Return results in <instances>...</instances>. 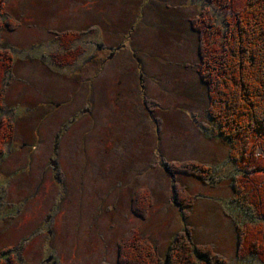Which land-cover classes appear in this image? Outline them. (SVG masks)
<instances>
[{"label": "rangeland", "instance_id": "rangeland-1", "mask_svg": "<svg viewBox=\"0 0 264 264\" xmlns=\"http://www.w3.org/2000/svg\"><path fill=\"white\" fill-rule=\"evenodd\" d=\"M214 2L2 0L0 18L19 25L0 30V50L14 59L0 121L15 130L0 156V264H120V241L133 231L160 264H170L177 234L194 244L197 264H264L235 250L236 224L259 215L254 206L246 216L240 199L252 202L233 192L232 179L246 174L213 135L193 68L210 45L187 18L203 12L222 27ZM67 32L79 37L64 44ZM187 161L212 171L202 180L190 165L177 169ZM138 191L150 196L143 217Z\"/></svg>", "mask_w": 264, "mask_h": 264}, {"label": "trees", "instance_id": "trees-1", "mask_svg": "<svg viewBox=\"0 0 264 264\" xmlns=\"http://www.w3.org/2000/svg\"><path fill=\"white\" fill-rule=\"evenodd\" d=\"M213 1L218 12L225 13L222 27L212 24L211 22L215 23L214 19L205 16L203 12L201 13L203 15L187 18L190 28L198 37H205L210 45L205 48L203 54H198L199 60L193 68L205 90V111L214 129L213 135L229 143V159L236 168L246 174L245 177L242 172L241 177L232 179L233 192L237 200L245 196L252 202L251 206L241 199V203L238 200L246 216L250 215L252 219L253 209L250 207L254 206L260 216L251 224H236L237 255H250L252 259L257 258L262 262L264 260V182L256 180V177L264 176V153H257V149L264 144V0ZM2 8V0H0V17ZM18 25L17 20L11 17L0 18V30L13 29ZM74 36L71 32L63 34L64 44L70 38H78L79 34L76 33ZM66 61L67 57H64L59 63L65 66ZM68 62L72 61L69 59ZM13 63L12 54L7 50H0V108L4 102L6 74L9 73ZM14 134L13 123L0 121V156L3 154L4 145L13 139ZM187 162L177 169L185 170L184 166L190 165V175L202 180L205 176L202 174L204 171H212L202 163ZM250 171L251 174H248ZM144 192L138 191L132 198L133 205H137L134 206L136 214L142 217L150 204V196ZM189 197L184 189L178 191L177 204L182 208L185 216L189 215L192 205ZM250 210L251 212L248 213ZM177 235L176 241L167 252L171 257L170 264H174L172 253L174 255L179 253L178 256H182V264H197L191 257L194 244L187 239L181 243L182 237ZM120 242V264L161 263V257L156 253L155 248L151 244L147 245L148 242L137 235L136 231L125 236ZM215 262L227 264L220 256Z\"/></svg>", "mask_w": 264, "mask_h": 264}, {"label": "flooded vegetation", "instance_id": "flooded-vegetation-1", "mask_svg": "<svg viewBox=\"0 0 264 264\" xmlns=\"http://www.w3.org/2000/svg\"><path fill=\"white\" fill-rule=\"evenodd\" d=\"M4 45H5V47H6V44H3V46H4ZM3 46H1V47H3ZM96 48H97V51L104 49L103 46H98V45L96 46ZM115 53H116L115 51L111 50V53H110L109 55H113V54H115ZM89 58H91V59L94 58V55H92V56L89 57ZM65 66H66V65H65ZM65 66H60V67H65ZM55 149H56V143L54 144V150H55ZM50 162H52V163H51L52 166H55V165H56V163H55V161H53V159H51ZM235 250H236V249H235Z\"/></svg>", "mask_w": 264, "mask_h": 264}, {"label": "water", "instance_id": "water-1", "mask_svg": "<svg viewBox=\"0 0 264 264\" xmlns=\"http://www.w3.org/2000/svg\"><path fill=\"white\" fill-rule=\"evenodd\" d=\"M3 47H5V45H4ZM198 258H199L200 260L207 261V260H206L207 258H206L205 256H199ZM205 258H206V259H205ZM49 259H51V257H50Z\"/></svg>", "mask_w": 264, "mask_h": 264}, {"label": "crops", "instance_id": "crops-1", "mask_svg": "<svg viewBox=\"0 0 264 264\" xmlns=\"http://www.w3.org/2000/svg\"><path fill=\"white\" fill-rule=\"evenodd\" d=\"M234 250V249H233ZM234 254H235V252H234Z\"/></svg>", "mask_w": 264, "mask_h": 264}]
</instances>
